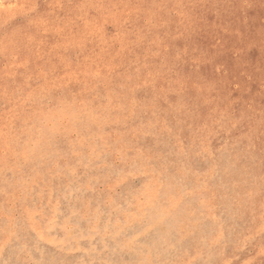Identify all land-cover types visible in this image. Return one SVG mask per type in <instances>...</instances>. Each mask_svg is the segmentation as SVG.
Masks as SVG:
<instances>
[{
  "label": "rangeland",
  "instance_id": "1",
  "mask_svg": "<svg viewBox=\"0 0 264 264\" xmlns=\"http://www.w3.org/2000/svg\"><path fill=\"white\" fill-rule=\"evenodd\" d=\"M262 200L264 0H0V264H264Z\"/></svg>",
  "mask_w": 264,
  "mask_h": 264
},
{
  "label": "bare ground",
  "instance_id": "2",
  "mask_svg": "<svg viewBox=\"0 0 264 264\" xmlns=\"http://www.w3.org/2000/svg\"><path fill=\"white\" fill-rule=\"evenodd\" d=\"M98 14H99V13H98ZM98 16H99V15H98ZM103 16H104V15H103ZM103 18H104V17H103ZM94 19H95V17H94ZM94 25H95V24H94ZM94 27H95V26H94ZM96 28H97V27H96ZM96 28H95V29H96ZM99 28H100V27H99ZM101 29H102V28H101ZM138 30H139V29H138ZM143 30H144V29H143ZM148 31H149V30H148ZM151 31H152V30H151ZM157 31H158V30H156V32H157ZM95 32H96V30H95ZM101 32H103V31H101ZM127 32H128V31H127ZM142 32H143V31H142ZM142 32H141V33H142ZM162 32H163V31H162ZM189 32H190L189 34H191V31H189ZM196 32H197V31H196ZM128 33H129V32H128ZM138 33H139V32H138ZM153 33H155V32L153 31ZM159 33H160V32H159ZM194 33H195V32H194ZM96 34H98V32H97ZM139 34H140V33H139ZM142 34H143V33H142ZM142 34H141V35H142ZM148 34H149V33H148ZM155 34H156V33H155ZM165 34H166V33H165ZM167 34H169V33H167ZM179 34H180V33H179ZM179 34H178V35H179ZM141 35H140V36H141ZM156 35H157V34H156ZM194 35H196V34H194ZM197 35H198V33H197ZM199 35H200V34H199ZM96 36H97V35H96ZM98 36H99V35H98ZM98 36H97V38H99ZM138 36H139V35H138ZM146 36H147V35H146ZM160 36H161V35H160ZM167 36H168V35H167ZM191 36H193V35L191 34ZM148 37H149V35H148ZM103 38H104V35H103ZM145 38H147V37H145ZM153 38H155V37H153ZM184 38H185V37H184ZM187 38H188V37H187ZM187 38H186V39H187ZM192 38H193V37H192ZM192 38H191V39H192ZM197 38H198V37H197ZM148 39H151V40H152V37H149ZM195 39H196V38H195ZM199 39H200V38H199ZM152 41H153V40H152ZM186 41H187V40H186ZM188 41H189V40H188ZM188 41H187V42H188ZM196 41H197V39H196ZM184 42H185V41H184ZM187 42H185V43H187ZM141 43H142V42H141ZM145 44H146V43H145ZM191 44H193V43H191ZM186 45H188V43H187ZM193 46H194V45H193ZM188 47H189V46H188ZM190 47H192V46H190ZM192 48H193V47H192ZM187 50H188V49H187ZM193 51H194V50H193ZM186 53H187V55H188V52H186ZM186 53H185V54H186ZM185 54H184V55H185ZM176 55H178V54H176ZM176 55H175V56H176ZM180 55H181V54H180ZM173 56H174V55H173ZM173 56H172V58H173ZM175 56H174V57H175ZM185 56H186V55H185ZM176 57H177V56H176ZM176 57L174 58L175 60H176ZM181 57H182V58H180V59H181V61H182V59H183V55H182ZM188 58H189V57H188ZM175 60H174V61H175ZM240 61H241V60H240ZM177 62H178V61H177ZM175 63H176V62H175ZM179 63H180V62H179ZM241 63H242V62H240L239 64H241ZM236 64H237V63H236ZM249 129H250V128H249ZM253 129H254V127H253ZM248 136H249V135H248ZM246 138L249 139V137H246ZM247 141H248V140H247ZM250 142H251V141H250ZM247 143H249V141H248ZM251 144H252V143H251ZM252 145H253V144H252ZM252 145H250V146H252ZM247 146H248V145H247ZM247 146H246V147H247ZM247 149H248V147H247ZM251 149H252V148H251ZM262 149H263V148H262ZM249 151H250V150H249ZM253 152H254V151H253ZM249 153H250V152H249ZM251 153H252V151H251ZM251 153H250V154H251ZM247 154H248V153H247ZM246 158H247V157H246ZM249 160H250V159H249ZM261 203H262V205L264 206V200H262ZM263 216H264V214H263ZM254 220H255V219H254Z\"/></svg>",
  "mask_w": 264,
  "mask_h": 264
}]
</instances>
